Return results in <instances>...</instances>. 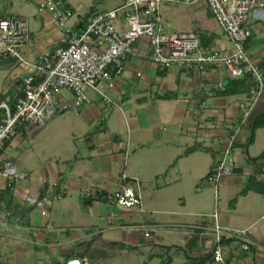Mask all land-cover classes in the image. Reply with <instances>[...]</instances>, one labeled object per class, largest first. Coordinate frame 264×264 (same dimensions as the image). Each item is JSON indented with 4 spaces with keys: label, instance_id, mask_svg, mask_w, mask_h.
Returning <instances> with one entry per match:
<instances>
[{
    "label": "crops",
    "instance_id": "0c3cea01",
    "mask_svg": "<svg viewBox=\"0 0 264 264\" xmlns=\"http://www.w3.org/2000/svg\"><path fill=\"white\" fill-rule=\"evenodd\" d=\"M26 1L29 5L32 2V0ZM94 1L65 0L74 12L72 25L75 29L79 26L80 17L86 15L83 11L87 7H84L89 5L90 9V3L93 4ZM101 1L106 7L108 6L109 0ZM41 2L42 0H39L38 8ZM74 4L80 7L82 15L77 13ZM174 6L164 5L161 11L164 26L168 31L199 32L201 45L205 51L214 47L231 48V43L205 3L184 8L181 6L174 8ZM3 9L4 5L0 2V16H7ZM38 13L41 15L39 17L42 26L38 32H31V42L24 48L26 59L33 63L44 54L53 52V47H58L57 50L66 46L63 30L54 17L49 13L39 11ZM22 19L26 20L29 26L27 18ZM252 22L257 26L251 28L249 50L264 72V27L258 25L262 21ZM117 27L124 30L125 22L118 21ZM150 54L151 49L146 40L137 43L134 53L126 62L125 73L116 82V87L105 93L111 99L113 96L119 97V103H123L127 98L126 91L134 85L132 84L134 78H143L144 81L138 80L136 83L138 89L136 105L144 109L148 103L144 95L150 93L153 98L155 93L153 100L157 107L153 112L146 114L145 119L139 117L138 110L135 112V106L132 108L134 110L132 117L126 108L123 109L122 114L126 123L116 128L111 123L113 115L106 117L104 114L107 106L97 94L92 93V103L75 115L76 125L72 130L75 137L85 138L92 152L87 156H82L78 152L77 157L71 158L72 167L69 173H66L69 175L68 178L58 167H54L50 173L40 177V188L35 197L31 196L28 186L19 189L23 183L16 185L14 197L20 207L36 200L41 189L45 186L50 187L51 183L61 182L66 187L67 194L63 199L53 203L47 218L41 215L37 207L35 210L38 213L32 210L27 220L9 218L0 209V264H52L53 261L61 264H103L110 255H113L111 251L123 246L134 248L142 241L154 244L155 236L159 246H167L162 244L164 243L162 241H165V231L167 234L178 235V241L186 248L188 261L186 260L185 264H188L191 258L210 254L214 226L211 215L215 210L212 203L208 213L204 215L205 217L210 215L208 220L201 221L198 225L185 222L173 226L169 224L168 229L162 231L163 233L159 231L160 234L155 230L159 228V223L154 215L179 217L188 215L185 211L187 196L184 190L182 191L181 184L187 174H191L194 182L200 179V176L195 175L198 170L196 154L212 156V162L209 164L210 173L222 149V144L217 140V136L222 134L221 125L224 121L238 118L239 105L246 102L249 95L220 97L217 96L216 90L210 91V86L221 82L224 85L228 80L225 71L220 69L207 73L186 74L174 68L170 69L167 75L162 76L161 69L150 60ZM20 68L24 70L19 71ZM173 70L176 72L174 76L171 74ZM30 71L28 67L18 65L12 68L10 76L12 85H15V94L19 93L23 79ZM168 93H171V99L160 98ZM66 97L69 95L67 94ZM262 112H264V94L252 108L246 126L250 127L253 119ZM132 119L135 121L130 124ZM57 120L54 117L51 121ZM163 123L168 125L167 130L162 128ZM261 130L264 129L255 132V140L257 132ZM92 133L94 135L90 137ZM241 133L235 151L238 171L235 175L223 179L218 185L219 224L227 235L246 231L245 239L252 243V247L245 251L237 241L239 239H227L224 243L225 261L227 264H264V194L250 191L246 195H241L247 181L251 176L256 175V171H258L257 180L264 184V159L253 163L247 156H242L240 149L247 143L250 135L247 132L242 135ZM103 134H110L111 141L102 139ZM194 134L207 138L212 146H206L205 141L195 142ZM98 143L101 150L106 145L109 153L117 151L121 156L123 153L128 155L131 147L134 149V157L127 164L124 157H103L107 155L106 151L99 153L102 156H95L93 150L99 148H96ZM116 145L119 150H115ZM194 146L199 150L186 155L185 152ZM136 154H140L139 157H136ZM171 172L174 175H170V178L174 176L173 183L176 188L170 187L173 183L164 185L159 183L162 177L168 176ZM123 175L128 177L130 184L134 181L139 182L145 214L140 213L138 209L129 211L115 207L117 210H110L111 205L105 201H97L92 205L85 204L82 199L84 193L90 192L93 197L101 192L112 193L122 186ZM145 183L148 184L147 187L144 186ZM133 187L136 188L137 185L133 184ZM212 189L215 191L216 202L214 185L207 183L204 189L199 188L197 191L207 192L209 199ZM177 204H179L177 206L179 212H171V207ZM24 221H28V224L25 225ZM182 227H184L183 232L180 230ZM146 232H149V237H146Z\"/></svg>",
    "mask_w": 264,
    "mask_h": 264
},
{
    "label": "built area",
    "instance_id": "2783aa9c",
    "mask_svg": "<svg viewBox=\"0 0 264 264\" xmlns=\"http://www.w3.org/2000/svg\"><path fill=\"white\" fill-rule=\"evenodd\" d=\"M201 3L211 10L231 43L230 49L214 47L205 51L199 32H171L165 28L161 16L163 5L192 7ZM39 12L54 17L63 30L66 46L44 54L34 63L24 54L32 36L28 23L15 16L0 18V59L14 60L15 65L23 64L31 70L13 99L15 107H11L10 97L0 103V152L18 136L21 126L43 128L57 115L79 114L92 103L90 93L97 94L106 106L115 105L102 85L109 89L116 87L125 73L128 58L141 40L148 42L150 60L161 70L175 68L186 74L223 70L230 80H247L251 92L248 100L239 105L238 118L224 121L222 134L217 136L222 149L206 179L216 187L215 210L211 215L214 220L211 259L206 264H227L224 242L229 238L239 239L241 248L250 250L252 243L245 239L246 231L227 235L219 224L218 185L235 175L238 163L234 145L249 121L252 108L264 94V72L247 46L252 37L251 22L264 21V0H125L110 10L102 3L81 32L71 24L74 12L65 0H42ZM120 20L125 22L124 30L117 27ZM209 90L222 91L224 85L221 82L210 86ZM0 175L7 188L30 179L29 173L19 171L1 156ZM128 180L123 175L122 186L109 193L106 202L129 211L138 209L145 214L139 182L134 181L135 188ZM66 194L61 182L51 183L45 196L38 201L37 209L47 218L53 203ZM91 197L90 192L82 195V199ZM0 209L5 216L10 215L4 203L0 204ZM145 235L150 236L149 232Z\"/></svg>",
    "mask_w": 264,
    "mask_h": 264
},
{
    "label": "rangeland",
    "instance_id": "374dc122",
    "mask_svg": "<svg viewBox=\"0 0 264 264\" xmlns=\"http://www.w3.org/2000/svg\"><path fill=\"white\" fill-rule=\"evenodd\" d=\"M95 1H97L95 5L97 9V6L102 4L103 1ZM122 1L123 0H109L107 8L109 10L115 9L119 7L118 5ZM0 2L4 5L3 10L4 13L7 14V17L15 16L20 19L25 17L29 22L30 32H38L40 30L42 23L40 19L41 17H39L40 14L38 13L39 8L37 7L39 0H32L30 5L26 3V0H1ZM66 4L68 3L66 2ZM91 4L92 3H90V9L94 6V3L92 5ZM74 7L77 8V13H80L82 15L80 7L75 4ZM86 7L88 10L84 9V14H87L90 11L89 5H86L84 8ZM175 7L176 6H174V8ZM181 7L184 8L185 6ZM73 20L74 17L71 20V24ZM252 23L251 28L252 26L253 28H255L257 24L255 22ZM263 23L264 21L258 25L264 27ZM17 65L19 67H26L25 65L19 63ZM22 69L20 68L19 71L24 70ZM11 71L12 69L10 68H0V93H7L9 91L12 92L11 90H14L15 85H12V79L10 76ZM171 74L174 76L176 74L175 70H173ZM138 80L144 81L143 78H134V80L132 81V84L134 85H131L130 89L126 91L127 98L123 103H119V97L116 98V96H113L112 101L115 103V105L107 106V109L104 110V114L106 117H111L113 115L111 123L114 127L116 126V128H119L122 123H126V121L124 122V114H122L123 109L126 108V111H128V114H130V117H132L134 111L132 110V108L135 106V112H137L136 110H138V113L140 115L139 117L145 119L146 114L153 112L154 108L157 107V105L154 104L153 100L156 96L155 93L153 94V98L151 97L150 93L144 95V98L148 100V103L146 104V107L144 109L136 105V98L138 94L136 83H138ZM171 81L173 80L171 79ZM102 89L106 93L107 91L113 90L106 87L105 84L102 85ZM90 96H92V93H90ZM75 115L76 114L73 112L60 114L55 117V120L58 119L56 122L51 121L46 127L26 128L27 135L24 136L22 133L18 134V136L13 139L10 145L4 150L3 154L1 155L2 160L11 161L19 171L27 172L30 174V179L27 182L23 183L22 186H19V189L24 186H28L30 188L31 196L35 197L38 194V190L40 188V177L46 175L47 173H50L51 169H53L54 167H58V169L63 172L64 176L68 178L69 175L66 173H69V170L72 167L71 158L77 157L78 152H80L82 156H87L88 154H90V152H92L88 148L85 138L80 139L73 135L72 130L73 128H75L76 125ZM134 121L135 120L132 119L129 123L133 124ZM162 128L167 130L168 125L163 123ZM246 132L248 133V135H250V127L246 126L243 129L242 133ZM194 135L195 136H193V139L195 142L205 141L204 144H206V146H212L207 140V138L197 136L196 134ZM101 136L102 139L106 141H111L110 134H103ZM99 146V143L96 144V148H98ZM115 150H119V147L117 145L115 146ZM93 151V154L95 156H102L99 153L106 151L107 155H103V157H124L123 159L127 161V164L128 162L130 163V160L132 159V157H134V149L131 147L129 148L128 155H125L123 153V156H121L120 152L117 151H115L114 153H109L108 147L106 145L102 147V150L101 147H99L98 149H95ZM263 152L264 130H261L257 132V138L255 142L251 145L249 153L251 157H258ZM240 153L242 154V156L247 155L245 147H242V149H240ZM139 155L140 154H136V157H139ZM207 155L208 156H205V154L198 153L195 156V158L198 159V170L195 175L200 176L198 182H194L191 174H187L183 183L181 184V189L182 191L184 190V193L187 196V209L185 211L188 212V215H186L185 217L154 215L157 218V223H159V228L155 229L157 231V234H160L159 231L162 232L165 231V229H168L169 224H171L170 226H173V224H181L185 222L189 223L190 225H198L201 223V221L209 219L210 215H207V217H205L204 215L208 213V208H210L211 203L213 205L212 207H215V191L214 189L211 190V198L209 199L207 197V192L202 191L201 193H198L197 191V189L199 190V188L204 189V186L208 183L206 179L204 181L202 180L206 178L207 174L209 173V164H211L212 162V156L210 154ZM171 173L168 176H165L164 178L162 177L159 183H162L164 185L165 183L172 184L173 182H175L174 176L173 178H170V175H174L173 172ZM201 180L203 182H201ZM147 185L148 184L145 183L144 186L147 187ZM174 185L175 183H173L170 187L176 188V186ZM6 190L7 187L5 181L0 175V192ZM83 200L85 201V199ZM178 205L179 204L172 206L171 212H179L180 209L177 208ZM109 208L110 210H117L115 207L112 208V206H109ZM33 211L34 213H38L35 209ZM182 229H184V227L180 228V230ZM183 231L184 230H182V232ZM178 238V235L172 233L167 234L165 231V241H162L164 242L162 244H165L167 246H159L157 244V237L155 236L154 241L156 243L154 244L147 241H142L140 245H137V247L134 248L129 246H123L121 248L113 250V252L111 251L110 253H113V255H110V257H108L106 262H104L103 264H185V261L187 260L185 254L186 248L184 247V245L181 244L180 241H178Z\"/></svg>",
    "mask_w": 264,
    "mask_h": 264
},
{
    "label": "trees",
    "instance_id": "16d2710c",
    "mask_svg": "<svg viewBox=\"0 0 264 264\" xmlns=\"http://www.w3.org/2000/svg\"><path fill=\"white\" fill-rule=\"evenodd\" d=\"M96 3H97V1L94 2V6L90 9V11L85 16H81L80 17V19H79L80 21L78 23L79 26L76 28V30H78L80 32L85 30L89 20L93 17V15L96 12L95 11L96 10V6H95ZM210 12H211V10H210ZM211 14H212V12H211ZM212 16H213V14H212ZM6 17L7 16H0V18H6ZM250 40H251V38H250ZM250 40H249V42L247 44L248 48H249ZM56 48H58V47H53V50L55 51ZM13 61L14 60H11V59H9V60H1L0 59V68H7V69L10 68V69H12L13 67H15V64H14ZM168 72H169V70H160V74L162 76L167 75ZM11 91L12 92L9 91L7 93H0V103H2L3 101H5L7 98L10 97L12 99L10 101L11 102V107L14 108L15 104L13 102V99L16 97L17 93L14 95L15 89L11 90ZM250 92H251L250 84L247 83V80H230V79H228L225 82V84H224V90H222V91L216 90L217 96H220V97H229V96H233V95H242V94L250 95ZM160 98H162V99L170 98L171 99L172 98L171 97V93L162 95ZM262 128L264 129V112H262L257 117H255L253 119V121L251 122V124H250V137H249V140L247 141V143L243 146V147H245V150H246V153H247L246 156L248 157V160L250 162H253V163H257L258 161L264 159V152L261 155H259L258 157H255V158H251L249 153H248L249 146H251L254 143L255 132L258 129H262ZM20 133H22L24 136L27 135L25 126H21L18 129V134H20ZM92 135H94V134L93 133L90 134V137ZM10 143L6 144L4 149L0 152V156L3 154L4 150L10 145ZM237 147H238V145L236 143L234 145V149H236ZM196 150H199V148L194 146V147L188 149L185 152V154L186 155L191 154V153L195 152ZM7 162L12 163L11 161H7ZM213 165H214V163H213ZM213 165H212V167H213ZM211 170H212V168H211ZM237 171H238V169L235 171V174H236ZM256 172H257L256 175L251 176L249 178V180L247 181L246 186L244 187V189L241 192V195H246L250 191H256V192H260V193L264 194V184L257 180L256 176L258 175V171H256ZM259 172H260V170H259ZM208 175H207V177H208ZM207 177L204 178L203 181L205 179H207ZM15 187H16V185H14L12 188H7L6 191L0 192V204L4 203L6 205V212L10 213V215L8 216L9 218H20V219L26 218V220H27L28 216H29V213L37 207L38 201L40 199H42V197L45 196L48 186H45L44 188L41 189V192H40V194H39V196L37 197L36 200L30 201L29 204L23 205V207H20L18 205V203H17V201H16V199L14 197V189H15ZM107 195L108 194L105 193V192L97 193L96 196H94V197L92 196L89 199H85V204L86 205H92V204H94L97 201H105L106 202ZM29 205H31V206L29 207ZM23 223L25 225H27L28 221H24ZM210 256L211 255L208 254L206 256H201V257H197V258H191L190 262H188V264H206V262L211 259ZM52 264H61V263L57 262V261H53Z\"/></svg>",
    "mask_w": 264,
    "mask_h": 264
}]
</instances>
